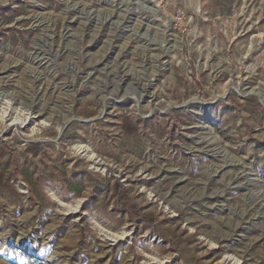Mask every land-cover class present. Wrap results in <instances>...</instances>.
<instances>
[{
    "label": "rangeland",
    "instance_id": "1",
    "mask_svg": "<svg viewBox=\"0 0 264 264\" xmlns=\"http://www.w3.org/2000/svg\"><path fill=\"white\" fill-rule=\"evenodd\" d=\"M0 121V264H264V0H0Z\"/></svg>",
    "mask_w": 264,
    "mask_h": 264
},
{
    "label": "bare ground",
    "instance_id": "2",
    "mask_svg": "<svg viewBox=\"0 0 264 264\" xmlns=\"http://www.w3.org/2000/svg\"><path fill=\"white\" fill-rule=\"evenodd\" d=\"M1 122V121H0ZM5 122V121H4ZM16 122V121H15ZM98 164V163H97Z\"/></svg>",
    "mask_w": 264,
    "mask_h": 264
}]
</instances>
